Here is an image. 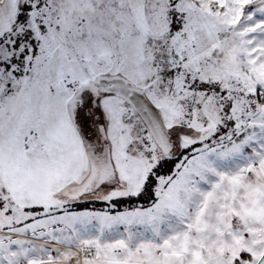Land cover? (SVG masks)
Listing matches in <instances>:
<instances>
[{"label":"snow or ice","instance_id":"obj_1","mask_svg":"<svg viewBox=\"0 0 264 264\" xmlns=\"http://www.w3.org/2000/svg\"><path fill=\"white\" fill-rule=\"evenodd\" d=\"M0 264H264V0H0Z\"/></svg>","mask_w":264,"mask_h":264},{"label":"trees","instance_id":"obj_2","mask_svg":"<svg viewBox=\"0 0 264 264\" xmlns=\"http://www.w3.org/2000/svg\"><path fill=\"white\" fill-rule=\"evenodd\" d=\"M97 207H100V205H96Z\"/></svg>","mask_w":264,"mask_h":264}]
</instances>
